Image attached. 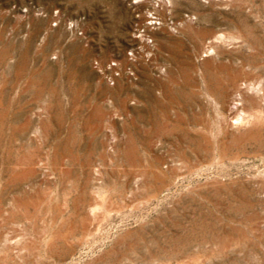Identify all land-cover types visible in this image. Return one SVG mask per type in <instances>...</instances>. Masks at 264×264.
I'll return each instance as SVG.
<instances>
[{"label": "rangeland", "instance_id": "obj_1", "mask_svg": "<svg viewBox=\"0 0 264 264\" xmlns=\"http://www.w3.org/2000/svg\"><path fill=\"white\" fill-rule=\"evenodd\" d=\"M0 264H264V0H0Z\"/></svg>", "mask_w": 264, "mask_h": 264}]
</instances>
